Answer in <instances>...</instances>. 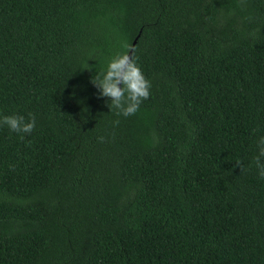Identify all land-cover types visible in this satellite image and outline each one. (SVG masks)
I'll return each mask as SVG.
<instances>
[{"label": "trees", "instance_id": "obj_1", "mask_svg": "<svg viewBox=\"0 0 264 264\" xmlns=\"http://www.w3.org/2000/svg\"><path fill=\"white\" fill-rule=\"evenodd\" d=\"M137 35L151 94L117 116L91 81ZM29 113L0 264H264V0H0V117Z\"/></svg>", "mask_w": 264, "mask_h": 264}, {"label": "clouds", "instance_id": "obj_2", "mask_svg": "<svg viewBox=\"0 0 264 264\" xmlns=\"http://www.w3.org/2000/svg\"><path fill=\"white\" fill-rule=\"evenodd\" d=\"M121 47L126 50L113 56L106 69L97 74L91 83L99 90L101 97L111 101L109 108H114L117 116L129 117L135 115L141 103L149 99L151 82L127 51L129 45L122 44ZM119 123V120L113 121L114 126ZM3 126L14 133L31 134L36 126V118L31 113L27 119L24 116H3L0 117V127ZM98 142L103 143L104 137H98ZM257 150L258 154L253 157L252 163L258 169L260 177L264 178V137L257 141ZM236 166L241 168V162L237 161Z\"/></svg>", "mask_w": 264, "mask_h": 264}, {"label": "water", "instance_id": "obj_3", "mask_svg": "<svg viewBox=\"0 0 264 264\" xmlns=\"http://www.w3.org/2000/svg\"><path fill=\"white\" fill-rule=\"evenodd\" d=\"M139 35H137V37L133 40L132 44H131V48L129 49V53L132 55V51L134 49V46L136 45L137 39H138ZM121 87V85H119Z\"/></svg>", "mask_w": 264, "mask_h": 264}]
</instances>
